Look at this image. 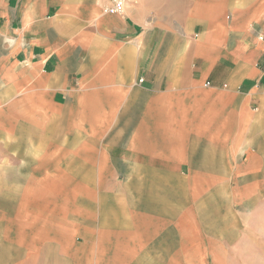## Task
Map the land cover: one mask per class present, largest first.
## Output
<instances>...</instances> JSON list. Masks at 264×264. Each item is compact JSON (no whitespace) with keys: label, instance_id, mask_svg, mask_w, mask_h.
<instances>
[{"label":"crops","instance_id":"0c3cea01","mask_svg":"<svg viewBox=\"0 0 264 264\" xmlns=\"http://www.w3.org/2000/svg\"><path fill=\"white\" fill-rule=\"evenodd\" d=\"M109 3L0 0V264H222L264 204V0Z\"/></svg>","mask_w":264,"mask_h":264},{"label":"rangeland","instance_id":"374dc122","mask_svg":"<svg viewBox=\"0 0 264 264\" xmlns=\"http://www.w3.org/2000/svg\"><path fill=\"white\" fill-rule=\"evenodd\" d=\"M258 206H262L258 213L246 210L245 219L241 220V234L246 241L241 243L239 255L221 259L222 264H264V204Z\"/></svg>","mask_w":264,"mask_h":264},{"label":"built area","instance_id":"2783aa9c","mask_svg":"<svg viewBox=\"0 0 264 264\" xmlns=\"http://www.w3.org/2000/svg\"><path fill=\"white\" fill-rule=\"evenodd\" d=\"M129 1L131 0H110L105 10L111 14H124Z\"/></svg>","mask_w":264,"mask_h":264}]
</instances>
